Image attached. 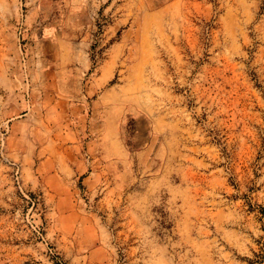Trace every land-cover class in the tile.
<instances>
[{
  "label": "rangeland",
  "instance_id": "obj_1",
  "mask_svg": "<svg viewBox=\"0 0 264 264\" xmlns=\"http://www.w3.org/2000/svg\"><path fill=\"white\" fill-rule=\"evenodd\" d=\"M0 264H264V0H0Z\"/></svg>",
  "mask_w": 264,
  "mask_h": 264
},
{
  "label": "crops",
  "instance_id": "obj_2",
  "mask_svg": "<svg viewBox=\"0 0 264 264\" xmlns=\"http://www.w3.org/2000/svg\"><path fill=\"white\" fill-rule=\"evenodd\" d=\"M50 68L53 70V75L56 80V83L62 81L63 79L65 80L64 84L69 85V90H68V85L66 88H60L56 89V91H59L58 93H65L67 95L69 100L64 99L63 103L65 105H68L65 110L68 109L69 115L72 116L75 120L72 121V124L75 122H79L81 120V125H71L72 132L77 131L76 127L83 128L84 126V116L81 114L82 111V105L80 104V101H73L74 99L78 100L79 98L77 97V88L76 84L79 82L78 78V71L80 70L82 72V69L78 67V65H50ZM95 71H97L95 74L98 76L97 73H101L102 75H107V71L104 67L102 66H97ZM77 78V79H76ZM65 90V91H63ZM90 105L92 106V116H90V125L89 128L94 131L95 134L98 133L100 134V140L103 139L104 141V146L102 148V152L104 156H119L120 154V149H119V144L118 141H116L115 138V129L117 128V118H118V111H113V105L107 106L106 109H98V101H91ZM100 114V115H99ZM53 164V163H52ZM65 167L67 169V174L72 175L74 174V170L81 172L83 170V166L79 164L76 169H73L70 165L65 164Z\"/></svg>",
  "mask_w": 264,
  "mask_h": 264
}]
</instances>
